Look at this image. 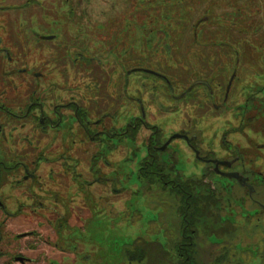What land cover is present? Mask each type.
I'll list each match as a JSON object with an SVG mask.
<instances>
[{"label":"flooded vegetation","instance_id":"af4514ba","mask_svg":"<svg viewBox=\"0 0 264 264\" xmlns=\"http://www.w3.org/2000/svg\"><path fill=\"white\" fill-rule=\"evenodd\" d=\"M18 1L10 8L20 12L27 6L24 13L37 20L35 7ZM6 16L0 18V259L32 262L42 254L38 242H53L47 229H54L55 222L79 224L72 208H77L80 217L88 214L83 203L89 184L84 176L86 165L103 163L105 146H140L135 178L175 196L181 228L189 221L186 216L192 205L198 208L195 226L203 225L204 217L228 221L227 216L234 213L231 196L239 203L254 202L257 211L264 208L262 158L254 162L251 156L253 148L260 145L251 140L253 145L241 146L231 140V136L244 135L239 126L224 132L219 144L218 134L207 135L194 127L165 134L147 113L154 103L151 90L157 84L151 82L150 90L141 91L128 75L139 71L161 80L166 76L158 69L134 65L137 57L129 49H124L122 56L129 58V67L116 69L118 45L110 41L118 30L98 27L105 22L103 17L79 14L77 22L91 25L83 35L80 29L74 33L67 27V18L64 29L29 30L12 29L18 19ZM223 54L228 55L227 51ZM215 67L188 65L187 72L176 78L178 92L163 91L164 96L193 103L201 97L216 100L220 95L223 103H215L213 110L233 104L240 112L236 120L237 116L258 119L264 112V97L250 98L252 107H247L250 101L241 103L242 84L231 94L236 80L242 81V73L229 64L223 74L216 75ZM233 120L231 114L230 118L221 117L219 123L232 124ZM174 139L185 142L200 165L197 174L183 178L172 172ZM249 162L252 165L248 166ZM74 185L76 192L81 190L79 205L73 203ZM204 204L211 205L212 212L202 216ZM53 232L56 235L57 230ZM198 237L197 229L194 238ZM55 250L63 252L62 247Z\"/></svg>","mask_w":264,"mask_h":264},{"label":"rangeland","instance_id":"374dc122","mask_svg":"<svg viewBox=\"0 0 264 264\" xmlns=\"http://www.w3.org/2000/svg\"><path fill=\"white\" fill-rule=\"evenodd\" d=\"M12 2L0 0V18L8 15L19 20L11 25L12 29H64L67 18V27H72L74 33L78 28L85 35L91 25L77 22L79 14L103 17L105 22L98 27L118 30L110 41L118 45L120 60L116 69L129 67V58L122 59L123 50L129 49L137 57L134 65L158 69L166 76V80H161L139 71L128 75L141 91L150 90L151 82L157 84L151 90L154 103L147 109L151 121L165 134L193 127L207 131V135L218 134V144L224 132L239 126L244 135L231 136V140L241 146L253 145L251 140L259 144L251 156L254 162L262 158L259 167L264 171V112L253 121L238 116L236 120L240 112L235 103L213 110L215 103H223L220 95L216 100L201 97L185 103L163 94L167 90L178 92L176 78L187 72L188 65L197 69L214 65L215 74L221 75L230 64L243 77L241 82L236 80L231 94L236 85L242 84L245 90L241 103L250 101L247 107H252L250 98L264 97V89H257L264 86V0H20V4L27 2L35 7L39 12L37 20L24 13L27 6L21 7L20 12L11 9L19 1ZM225 51L228 55L223 54ZM224 75L226 78L227 73ZM228 107L232 108L230 112L226 111ZM261 109L264 110V102ZM231 114L232 124L219 123L221 117L230 118ZM185 145L181 139L173 140L171 148L175 153L169 164L172 172L183 178L200 169ZM139 148L138 144L105 146L103 163L86 165L84 176L89 184L83 203L88 214L80 217L73 207L78 225L53 222L56 235L54 229H47L54 239L51 245L38 242L42 254L24 264H177L175 243L181 232L178 201L168 191L135 178ZM73 188V203L79 205L81 190L76 192V185ZM233 197L234 213H228V221L209 220L207 228L202 223L196 226L200 237L194 238L195 263L264 264V208L257 211L254 202L239 203ZM55 247H62L63 252ZM205 249H211L209 256H205ZM208 257L211 261L207 263ZM5 260L13 262L0 259V264Z\"/></svg>","mask_w":264,"mask_h":264},{"label":"trees","instance_id":"16d2710c","mask_svg":"<svg viewBox=\"0 0 264 264\" xmlns=\"http://www.w3.org/2000/svg\"><path fill=\"white\" fill-rule=\"evenodd\" d=\"M198 210V208H196V206L192 205V210L189 213V215H187L189 217V219L186 216V220H189L187 224H184L183 227L181 228V232H180V237L179 240L175 243V252L177 255V264H198L195 263V254L197 253V251L194 249V242H193V238L196 232V226L193 224L194 220H195V214H197L198 212L196 211ZM209 211L212 212V207L211 205L208 206L207 205H202L201 207V212L200 214H203L202 216H205V213H209ZM203 219V218H202ZM205 222L202 225L204 228L208 227V221L209 218L208 217H204L203 219ZM205 252V256H209L211 254V249H205L203 250ZM205 261L210 262L211 259L205 258ZM10 262H8L7 260L3 261L2 264H8Z\"/></svg>","mask_w":264,"mask_h":264},{"label":"built area","instance_id":"2783aa9c","mask_svg":"<svg viewBox=\"0 0 264 264\" xmlns=\"http://www.w3.org/2000/svg\"><path fill=\"white\" fill-rule=\"evenodd\" d=\"M8 264H22V263H20V262H18V261H13V262H10V263H8Z\"/></svg>","mask_w":264,"mask_h":264},{"label":"water","instance_id":"95a60500","mask_svg":"<svg viewBox=\"0 0 264 264\" xmlns=\"http://www.w3.org/2000/svg\"><path fill=\"white\" fill-rule=\"evenodd\" d=\"M16 260H18L19 262H24V259H16Z\"/></svg>","mask_w":264,"mask_h":264}]
</instances>
